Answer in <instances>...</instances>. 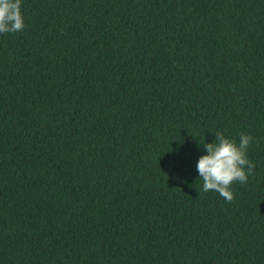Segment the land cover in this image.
I'll list each match as a JSON object with an SVG mask.
<instances>
[{"label": "trees", "instance_id": "16d2710c", "mask_svg": "<svg viewBox=\"0 0 264 264\" xmlns=\"http://www.w3.org/2000/svg\"><path fill=\"white\" fill-rule=\"evenodd\" d=\"M0 34V264H264V0H22ZM254 140L234 200L196 164Z\"/></svg>", "mask_w": 264, "mask_h": 264}, {"label": "clouds", "instance_id": "9594fccd", "mask_svg": "<svg viewBox=\"0 0 264 264\" xmlns=\"http://www.w3.org/2000/svg\"><path fill=\"white\" fill-rule=\"evenodd\" d=\"M24 28L22 0H0V34L21 32ZM253 140L250 134L242 133L237 143L217 131L213 143L204 142L206 154L196 164L204 192L215 191L229 203L234 200L232 185L246 184L255 168L247 156Z\"/></svg>", "mask_w": 264, "mask_h": 264}]
</instances>
